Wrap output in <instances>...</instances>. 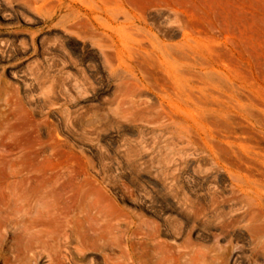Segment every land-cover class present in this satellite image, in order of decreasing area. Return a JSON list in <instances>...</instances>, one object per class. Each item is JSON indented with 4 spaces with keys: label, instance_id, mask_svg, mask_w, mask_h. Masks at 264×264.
<instances>
[{
    "label": "rangeland",
    "instance_id": "obj_1",
    "mask_svg": "<svg viewBox=\"0 0 264 264\" xmlns=\"http://www.w3.org/2000/svg\"><path fill=\"white\" fill-rule=\"evenodd\" d=\"M122 17H148L153 36L172 45L181 32L165 37L153 25L189 17L215 37L229 105L250 112L230 113L222 127L185 109L165 114L164 81L135 67L142 51L125 52L121 65L111 46ZM147 71L164 75L159 62ZM184 71L183 83L200 85L198 70ZM56 174L94 180L98 203L125 211L132 230L146 221L144 237L159 229L172 250L130 255L124 223L116 240L84 244L74 227L29 243L12 226L0 264H104L108 255L117 264H264V236L251 232L264 227V0H0V178ZM200 210L206 215L188 224Z\"/></svg>",
    "mask_w": 264,
    "mask_h": 264
},
{
    "label": "bare ground",
    "instance_id": "obj_2",
    "mask_svg": "<svg viewBox=\"0 0 264 264\" xmlns=\"http://www.w3.org/2000/svg\"><path fill=\"white\" fill-rule=\"evenodd\" d=\"M111 18L118 21L120 17ZM122 18H124L125 22L112 28L111 46L115 49V52L118 55L116 56L119 57L121 65H126V61L123 60V54L125 52H132L135 47H138V49L142 51L143 54L141 55V60H135V67L144 73L146 79H162L164 81L166 94L171 99V102L167 104L169 111L161 106L165 114L171 112L179 113L182 109H185L188 110L192 116H196L209 127H222L225 126L230 113L242 115L250 112L249 109H247L248 107L246 108L244 105L240 104L237 107L229 105L228 99L225 97V83L230 76L229 73H226L225 71H219L222 69L220 68L218 60V52L216 53V47L214 48L213 46L215 43V37L209 34H202L200 32L201 30L197 29L189 17H168V21H175V26L171 25L169 27H163L161 24L158 27L157 24L153 25L155 29L164 33L165 37H171L175 33L181 32L182 40L178 44L173 45L166 44L164 41L160 42L158 36H153V30L147 22L148 17ZM156 18L160 19V17ZM146 42L150 43V49L144 46ZM156 62H159L163 66V76H158L159 74H153L147 71L148 65ZM251 64L253 65V68H255V62L252 61ZM184 70H186L189 75L192 70H198L199 73H197L196 76L200 81V85L195 87L190 86V82L187 84L183 83L184 78L182 79V72L184 73ZM215 74L217 77H215ZM186 80L184 81L186 82ZM94 183V180L92 181L90 178L88 179L84 177L83 179L82 177L81 179L79 177L77 178V176L59 177L57 174L56 177L48 178L47 176L41 178L24 176L0 178V247L1 245H4L3 241L8 238H6V229L12 226L17 227V230L18 228H22L21 231L23 230L22 232H24L25 236L31 237L28 240L29 243L32 238L35 239L39 234L45 236L50 233L52 229V231H58L63 230L64 227H68L69 229H73L74 227L77 229L76 231L78 233L76 237L79 236L81 239L80 243L82 242L84 244L87 238H91L92 236L95 237L96 235H98V241H103V243L104 241L107 242L109 239L116 240L119 235L123 236V233H125L122 228L124 223V226L127 224H129L127 226H130L129 232H127V229L125 228L127 234L129 233L127 239L128 245L125 249H127V252L130 253V255L134 252H139V250L140 252L141 250L146 251L147 248H150L152 252L158 251L161 253H168L172 250L167 242L162 241V233L159 229L158 231L155 228L156 231L149 232L150 234L148 233V235L144 237L140 230H143L142 227L144 224L147 225V223H145L146 221H143L144 223L141 225L140 230L137 227L138 230H132L130 224L134 223V221L128 223L131 217L123 214L125 211L120 213L121 209H117V212H115L116 209L115 211L113 210V205L111 203L106 205L104 203H98V199L93 198L98 196V186L94 188ZM250 183L252 184V182ZM250 183L248 179H245L242 188L248 190L251 188L249 185ZM91 199H94V201ZM102 199L103 198H101V200ZM87 200L92 202H88ZM105 203H107L106 200ZM188 215L189 217L185 218V220L188 224L193 225L196 224L199 219H202V216H205L206 212L205 210H200L199 212L197 211V213H192V215L189 213ZM128 217L130 218L127 219ZM251 218L252 220L256 219L254 215ZM140 220L141 219H139V222L143 219ZM227 226L224 222L221 224L222 236L221 234H219L220 236L218 235L219 241L220 237L221 239L226 238V236L224 237V232L225 229H227ZM261 226L258 225L256 228L253 226V228L250 227L252 234L264 236V227ZM75 233L74 230L73 234L75 235ZM91 233H93V235H91ZM127 234L124 235L127 236ZM226 234H228V232ZM90 238L89 241H91ZM78 240L79 239L77 238V241ZM142 240L148 241L146 242ZM219 245H216L214 255L220 253L219 250L217 251V246ZM80 247L81 246H78L77 250L81 249ZM98 248H100L99 244ZM83 249L85 253L88 251H86L85 248ZM122 249L124 250V248H121V250ZM77 250L76 253L78 256L80 255L82 257L81 251L79 254V251L77 252ZM206 252L208 253V250ZM221 252L222 254H226L222 249ZM212 254L213 253H211V256H214ZM208 256V254L204 256L206 257V260ZM211 256L208 257L210 260H212ZM109 257H112V255H108V258L106 259L103 258L105 261L104 264H117L115 263V256L112 257L114 260ZM218 257H221L222 259L221 255ZM235 257L236 255L232 258ZM141 258L142 257H139L140 260H142ZM212 258L214 259V257ZM170 259L172 260V258ZM173 259L179 260L178 258ZM215 259L218 260L217 258ZM226 261L225 263H227ZM140 262L142 261H139V263ZM160 264L164 263L160 262Z\"/></svg>",
    "mask_w": 264,
    "mask_h": 264
}]
</instances>
